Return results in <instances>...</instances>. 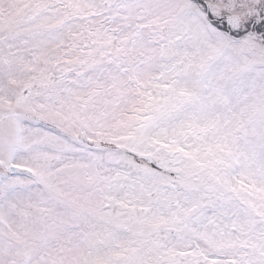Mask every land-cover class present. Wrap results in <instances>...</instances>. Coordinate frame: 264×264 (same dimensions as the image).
<instances>
[{
    "label": "snow or ice",
    "instance_id": "6c2138e0",
    "mask_svg": "<svg viewBox=\"0 0 264 264\" xmlns=\"http://www.w3.org/2000/svg\"><path fill=\"white\" fill-rule=\"evenodd\" d=\"M0 264H264V0H0Z\"/></svg>",
    "mask_w": 264,
    "mask_h": 264
}]
</instances>
